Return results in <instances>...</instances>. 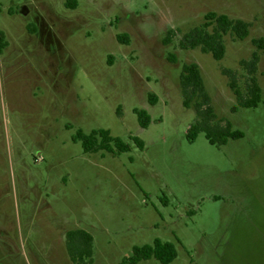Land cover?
<instances>
[{"label": "rangeland", "instance_id": "obj_1", "mask_svg": "<svg viewBox=\"0 0 264 264\" xmlns=\"http://www.w3.org/2000/svg\"><path fill=\"white\" fill-rule=\"evenodd\" d=\"M67 1L0 0V264H75L73 229L93 235L91 264H130L133 248L155 239L176 246L170 264H264V50L254 45L264 0ZM211 12L252 26L244 41L226 37L220 62L179 45ZM256 52L262 102L244 108L221 69L236 73L247 98L241 63ZM186 63L200 66L217 115L244 138L188 141L197 115L183 106ZM135 109L149 113L148 128ZM99 129L131 151L85 153L74 141Z\"/></svg>", "mask_w": 264, "mask_h": 264}, {"label": "trees", "instance_id": "obj_2", "mask_svg": "<svg viewBox=\"0 0 264 264\" xmlns=\"http://www.w3.org/2000/svg\"><path fill=\"white\" fill-rule=\"evenodd\" d=\"M66 5L76 7V1L68 0ZM1 12V11H0ZM251 24L241 20L232 19L225 14L211 12L206 15L205 22L198 27L191 29L184 34L180 40V47L183 50L200 49L203 53L211 54L216 61H222L226 55V37L229 35L235 40L244 41L251 33ZM175 31L169 30L163 40L164 45H170L175 37ZM121 43L126 44L128 36L119 35ZM258 51L264 50V38L254 40ZM8 43L5 39V32L0 30V54H3ZM168 60L177 63L176 55L170 54ZM260 61L258 52L253 54L252 60L243 61L241 65L251 75L248 86V97L245 98L238 86L236 73L228 68H222V74L229 79V87L236 97L238 104L244 108H256L262 102V89L256 78L257 68ZM180 84L183 95V106L193 109L197 119L191 125L187 139L193 143L199 134L204 132L210 144L221 147L230 140L244 138V133L235 130L232 123L226 118H219L213 106V100L209 94L202 76L201 68L196 63H186L182 67ZM151 105L158 103L157 96L149 95ZM237 110L236 107L233 108ZM139 124L148 128L151 124V117L146 110L135 109ZM141 150L145 143L138 137L131 138ZM75 142H81L85 153H98L104 151L114 156L131 151V145L121 138L113 137L110 130L99 129L89 134L78 130L74 136ZM66 245L71 261L75 264H91L94 256V237L84 229H73L66 234ZM178 256L176 246L171 242H164L155 239L152 244L135 246L133 255L124 262L138 264L142 261L156 259L161 264H170Z\"/></svg>", "mask_w": 264, "mask_h": 264}]
</instances>
